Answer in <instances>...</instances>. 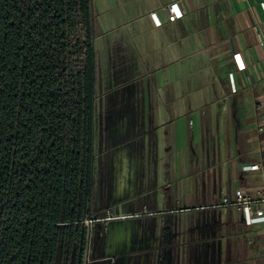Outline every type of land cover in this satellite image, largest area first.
Instances as JSON below:
<instances>
[{"label": "crops", "instance_id": "obj_1", "mask_svg": "<svg viewBox=\"0 0 264 264\" xmlns=\"http://www.w3.org/2000/svg\"><path fill=\"white\" fill-rule=\"evenodd\" d=\"M262 2L92 0L106 56L103 90L96 98L95 147L103 149L101 154L113 151V203L123 194L133 195L140 165L136 158L131 165L128 157L137 155L142 140L146 156L157 155L156 146L160 156L156 164L150 158L143 171L150 180L157 172V184L172 194L161 203L157 199L161 211L205 204L232 194L233 187L254 193L263 185L262 171H242L244 165L264 163V150L259 152L264 131H258L264 128V107H259L264 102ZM173 3L184 13L177 21H169L166 12ZM154 139L155 148L149 146ZM162 215L164 238H182L176 246L179 260L172 259L167 246L160 260L148 254L156 249L153 236L148 248L134 245L136 237L150 236L149 224L126 219L108 228L96 225L95 237L107 232L106 258L98 261L264 264V231L248 228L237 210ZM205 252L212 259L206 260Z\"/></svg>", "mask_w": 264, "mask_h": 264}, {"label": "trees", "instance_id": "obj_2", "mask_svg": "<svg viewBox=\"0 0 264 264\" xmlns=\"http://www.w3.org/2000/svg\"><path fill=\"white\" fill-rule=\"evenodd\" d=\"M92 0H0V264L79 249L96 191Z\"/></svg>", "mask_w": 264, "mask_h": 264}, {"label": "rangeland", "instance_id": "obj_3", "mask_svg": "<svg viewBox=\"0 0 264 264\" xmlns=\"http://www.w3.org/2000/svg\"><path fill=\"white\" fill-rule=\"evenodd\" d=\"M94 14H96L95 11H94ZM93 16H94V21H95V26H96L98 23L97 21L98 19L97 17L95 18V15ZM100 32H101L100 28L96 26L94 29V33H95V37H97V40L95 42L96 67H97V70H96L97 99L102 94V90H103L102 79H103V74L106 71L105 62L103 61L106 59V56H104L105 51L102 48L103 46H101L104 40H102V38L100 37L102 36ZM96 103L98 104L99 100H97ZM131 142L132 140H128L126 142V146L127 147L130 146ZM155 142H156L155 139L152 140L151 141L152 144L149 143V146L152 145V147L155 148L154 147ZM137 143H138L137 155L135 157L133 155H131V157H128L129 163L131 165H133V163L136 162L134 161V158L137 159L136 163L138 164V166L140 165V168H138V172L136 173L137 178L135 179L136 183H135L133 195L129 194V195L124 196L123 194L122 197L114 203L112 202L113 201L112 197L114 193H116L117 191V188H115L114 186L117 178H116V173L113 172V168L111 165L113 151L109 150L107 154H104V153L101 154L100 152H102L103 149L101 147L96 148V156H97L98 162L96 165V174H95L96 179H97V182H96L97 186H96L95 196L93 200V209L95 211L94 217L95 219H102V220L106 219L105 221L103 220L104 222L99 223L98 227H100V229H102V227L108 228L109 225H113L117 221H124L126 220V217L128 218V216L133 217L132 219L137 220L139 223L147 221L149 224V228H150L149 229L150 236L142 235L141 240L136 237V240H133L132 243L134 245L141 244L145 248H148L149 243L152 242L151 236H153L156 249L152 250V253L149 252L148 254L154 255V257H156L157 255L159 259H156V260H160L161 255H162L161 248L167 246L173 249L172 254L170 255L172 259L174 258L176 260H179L180 252L177 255L176 246L179 245V243L182 241V238L180 239L177 236H172L170 239L164 238L162 229H161L163 225V222L161 221V217L166 216L162 214L167 213V211L166 212L161 211L163 210L161 209L163 208V206L160 205L159 203H161L162 198H164L165 196H169V195L171 197L172 194H170V192H168L166 188H162L160 187L159 184H157L156 182L157 172L154 171L152 173L153 180H150V177H148L150 173L146 174V172L143 171V168H142L144 167L145 163H148V161H150V158H152V161L154 164L159 163L160 162V156L158 155L159 151L156 146L154 151H156L157 155H153L152 157L146 156L144 154V147H145L144 141L143 140L139 142L137 141ZM139 148H141L140 151H139ZM105 165L106 167L104 168ZM232 190L235 191L236 190L235 187H233ZM158 191L159 193H157ZM157 199L158 201H160L159 203H157ZM188 207H194V205H191ZM182 209L180 208L174 209L178 211H175V213H171V215L176 216L178 213H182L180 212ZM183 213H186V212H183ZM189 213H193V212H189ZM116 217L117 218L125 217V218L121 220H115L114 218ZM95 227L97 226L96 225L93 226L92 231H91V236L90 238H88V241H87V237L89 236H87L88 234L86 235V239H85L86 244H88L90 240V245H89V248L88 246L87 248L85 247L86 249L84 251L85 260L86 261L90 260L91 262H93V264H102L98 260L106 258L104 255V249L106 247L107 232L106 230H101L100 232L101 234L99 233V235L101 236H99V238L95 237V233H96ZM117 253L118 252H115L113 253V255H117ZM203 254H205L206 260L212 259V253L205 252ZM119 256H122V253H119ZM110 257H114V256L111 255ZM116 264H122V263L120 261L117 263L116 261Z\"/></svg>", "mask_w": 264, "mask_h": 264}, {"label": "built area", "instance_id": "obj_4", "mask_svg": "<svg viewBox=\"0 0 264 264\" xmlns=\"http://www.w3.org/2000/svg\"><path fill=\"white\" fill-rule=\"evenodd\" d=\"M262 9H264V2L261 3ZM166 12L169 21H177L184 17V13L181 10L178 3H173L166 7ZM153 20L155 21V14H151ZM157 26H161V22H155ZM234 59L237 62L238 68L243 69L244 65L239 55H234ZM241 65V66H240ZM232 80V77H231ZM259 107H264V102L259 103ZM258 131L262 133L264 131L263 126L258 127ZM264 149L260 147L259 152L262 153ZM243 172L250 171H262L264 173V163L260 162L255 165H244L242 167ZM232 210H237L243 216V221L248 228L256 230L257 232L264 231V183L263 185L257 189L256 192L246 191L244 189H236L232 194L223 196L219 199L212 200L205 204L196 205L194 207H186L182 209L180 212H198V213H211V212H219V213H229ZM178 210H170L167 213H175ZM123 219L125 217H122ZM120 217L114 218L115 220L122 219ZM127 218V217H126ZM104 221L106 219H103ZM102 219H95L94 214L87 217L82 225L86 230L87 237L90 238L91 231L94 225H97L101 222H104ZM109 220V219H108ZM107 220V221H108ZM90 245V240L88 243V248ZM91 261L89 260V264Z\"/></svg>", "mask_w": 264, "mask_h": 264}, {"label": "water", "instance_id": "obj_5", "mask_svg": "<svg viewBox=\"0 0 264 264\" xmlns=\"http://www.w3.org/2000/svg\"><path fill=\"white\" fill-rule=\"evenodd\" d=\"M131 216H128V218L126 219H132L133 217L129 218ZM123 219V218H122ZM121 220V219H119ZM85 239H86V230L83 227L82 229V234H81V239H80V243H79V253H78V259H77V264H83L85 263V260H83V250H84V245H85ZM75 251L73 250V253L71 254V256H64V246L62 244H60L59 246V250L57 253V257H56V262L55 264H70L74 255ZM87 264H89V260L86 261Z\"/></svg>", "mask_w": 264, "mask_h": 264}, {"label": "flooded vegetation", "instance_id": "obj_6", "mask_svg": "<svg viewBox=\"0 0 264 264\" xmlns=\"http://www.w3.org/2000/svg\"><path fill=\"white\" fill-rule=\"evenodd\" d=\"M87 245L88 244H86V242H85V245H84V250H83V260H85V247L87 248ZM79 250V249H78ZM74 251H75V254H73L74 255V257H73V259H72V261H71V263L70 264H77V259H78V253H79V251H77V249L75 248L74 249ZM65 256V255H64ZM67 256V255H66ZM66 264V263H65ZM83 264H87L86 263V260H85V263H83ZM90 264H93V262H91Z\"/></svg>", "mask_w": 264, "mask_h": 264}]
</instances>
